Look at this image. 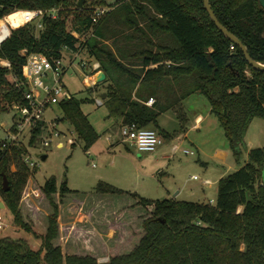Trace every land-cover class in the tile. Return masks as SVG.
<instances>
[{"label":"trees","instance_id":"obj_1","mask_svg":"<svg viewBox=\"0 0 264 264\" xmlns=\"http://www.w3.org/2000/svg\"><path fill=\"white\" fill-rule=\"evenodd\" d=\"M67 1L0 0V18L7 15L15 27L0 45V57L11 63L10 68L0 67V113L22 101L27 86L22 66L29 53L57 58L63 56L65 46L74 49L79 43L100 62L106 77L94 86L104 84L102 103L121 125L134 122L138 127H158V117L168 109L183 120L182 100L201 93L224 131L231 154L239 161L246 150L250 122L254 117L264 119V70L250 65L239 46L217 28L203 0H116L94 24L93 12L81 7L71 15L69 28L67 11L58 9L56 17L43 18L37 33L35 19L21 25L28 12L23 18H19L20 12H13L57 8ZM208 1L249 55L264 63V8L258 0ZM81 35L85 41L80 40ZM150 98L153 101L148 104ZM80 103L72 95L57 106L61 119L72 126L86 150L99 134ZM41 125L32 129L29 146L39 137ZM159 133L170 138L176 132L160 129ZM26 153L23 144L0 148V196L13 223L32 231L19 207L31 173L23 160ZM40 190L52 209L45 231L38 235L40 246L32 248L22 237L0 235V264H264V145L247 150V160L219 178L213 203L147 198L99 180L95 187L99 196H131L125 204L108 200L102 210V219L110 217L111 223L122 225V230H114L108 238L103 252L108 255L106 260L90 250L67 252L54 241L59 231V205L71 192L67 181L58 185L51 175ZM54 193H58V201ZM111 223L103 222L100 228L106 232Z\"/></svg>","mask_w":264,"mask_h":264},{"label":"rangeland","instance_id":"obj_2","mask_svg":"<svg viewBox=\"0 0 264 264\" xmlns=\"http://www.w3.org/2000/svg\"><path fill=\"white\" fill-rule=\"evenodd\" d=\"M108 1L110 0H85L82 8L89 9L91 12L98 8L107 10L110 8ZM57 9L67 11L69 28L72 22L71 15L79 9L76 0H68L60 4ZM38 29L36 27V33ZM94 74L88 79L89 84H85L86 78L81 75L79 66L74 64L66 69L62 83L75 97L81 99L80 107L99 134L98 139L85 150L83 142L78 139L72 126L61 119V109L57 105H52L50 109H47L46 118L55 117L57 129L61 134L48 146L42 144V138L39 136L30 147V159L35 165L28 166L31 173L24 185L19 207L24 221L31 226L32 231H25L14 224L10 210L4 206L0 207V214L3 215L5 221L4 228L0 229V235L10 234L13 237H22L32 248L37 249L40 246L41 239L38 235L45 231L47 215L52 211L40 186L45 179L53 175L58 185L66 180L67 186L71 189V192L62 197L59 205V231L54 241L61 244L67 252L90 250L99 253L100 260H106L108 255L103 252L108 238L113 235L114 230H122V225L111 223L110 217L102 219V210L108 200L117 204L122 202L125 204L131 196L129 194L99 196L95 190L99 180L106 181L127 192H136L141 196L154 199L165 198L168 196L167 190L173 194L172 192L179 187L202 189V179L209 177L213 182L209 186H204L202 197L213 203L214 199L211 198H214L216 192L217 177L222 172L226 171L227 174L241 166L247 160V150L264 145V119L261 117H254L250 122L245 134L246 150L243 151L239 161H236L231 154L228 140L213 113H210V117L215 121L214 123L210 121L211 118H208L209 126L199 130L190 129L195 115L198 112L206 113L209 106L207 97L196 93L182 104L183 120L178 117L177 112L173 111H168L158 118V124L163 128L178 129L177 132L180 133L181 129L186 127L187 137L182 140L176 139L173 142H168L163 137V142L154 151L140 152L123 140L119 118L109 111L105 103L96 102L95 98L101 97L105 88L102 83L94 86L97 83L92 81ZM13 117V110L8 109L0 113V141L6 137L7 130L12 126ZM150 127L158 129L154 125ZM181 134L183 133L179 134L180 137ZM68 138H73L75 144L72 145L71 141L67 140ZM57 141H62V145H58ZM174 144L178 146L175 150L172 149ZM162 145L167 146L165 153L170 158L162 157L157 152ZM216 146H225L228 151L226 159L220 160L223 164H216L210 157ZM185 148L193 150L195 154L183 153L182 149ZM40 152L46 154L44 159L39 156ZM14 169V165H11V170ZM158 169L162 171L159 173ZM194 175L197 176L196 179L192 178ZM179 196L185 195L182 193ZM53 198L55 201L60 199L58 193H54ZM191 198L186 197V200H193ZM0 200H2L1 196ZM115 217L114 221L120 218ZM106 221H109L111 225L104 232L101 225Z\"/></svg>","mask_w":264,"mask_h":264},{"label":"built area","instance_id":"obj_3","mask_svg":"<svg viewBox=\"0 0 264 264\" xmlns=\"http://www.w3.org/2000/svg\"><path fill=\"white\" fill-rule=\"evenodd\" d=\"M57 11L56 7H52L50 9H18L13 12H20L19 18H23L25 12L29 13V16L26 17L21 25L35 19L36 27L42 28L43 18L45 16L54 18L57 16ZM104 11L106 9L98 8L93 12V24L97 22ZM13 28L15 27L12 25V21L7 18V15L0 18V45L10 36ZM92 31L91 28L90 34ZM73 34L78 36V33L75 31H73ZM79 38L85 41L84 36H79ZM64 51H69L71 54L67 59H65L64 54L61 57L50 58L41 52L29 53L22 66V75L27 85L22 93V101L14 102L9 106V110L14 111L13 124L7 130L6 137L0 141V148L6 149L12 145H26L27 153L24 155L23 160L28 166L35 165L30 159L31 146L28 145V140L32 129L38 123H42L39 136L42 138L41 142L44 146H48L53 139L59 137L61 134L57 129L58 125L55 117L47 119L44 115L48 107L57 105L59 101L69 99L73 95L62 83V77L66 69L69 66L77 64L81 75L86 78L87 82H89L88 79H90L91 75L93 76L94 72L100 69V62L88 55L83 45L80 46L79 43H76L74 49H69L65 46ZM10 66L11 63L8 59L0 57V67L10 68ZM12 81L15 86H18V82L13 76ZM92 81L95 83L94 78H92ZM95 99L98 104L103 101L101 97H96ZM120 132L123 140L127 141L140 152L154 151L163 142V136L156 129L152 127H138L134 122L121 125ZM67 140L71 141V143L74 142L73 138H68ZM58 143L62 145V141H57ZM177 148L176 144L172 145L173 150ZM182 151L185 154L195 153L193 150L186 148L182 149ZM193 178H197V176L194 175ZM203 182L208 184L210 181L205 179ZM4 225L3 215L0 214V229L4 228Z\"/></svg>","mask_w":264,"mask_h":264},{"label":"crops","instance_id":"obj_4","mask_svg":"<svg viewBox=\"0 0 264 264\" xmlns=\"http://www.w3.org/2000/svg\"><path fill=\"white\" fill-rule=\"evenodd\" d=\"M114 1H116V0H110V1H108V2H110V4L111 3H113ZM71 54H70V52L69 51H65L64 52V57L65 58H68L69 56H70ZM85 84H88V82L85 80V82H84ZM196 93H192V94H190V95H188L187 97H185L183 100H182V104H184L183 102L185 101V100H189L188 98H190V96H192V95H195ZM151 99V100H150ZM149 100H148V104H151L152 103V101H153V99L152 98H150ZM188 102V101H187ZM52 106V105H51ZM50 106V107H51ZM50 107H48L47 109H50ZM168 111H173V112H175V110H173V109H168V110H166V111H164L163 113H161L160 114V116L162 115V114H164V113H166V112H168ZM210 113H211V111H210V104H209V106L207 107V112L206 113H200V112H198L196 115H195V118H194V121L192 122V124L190 125V129H197V130H199V129H201V128H205V126H209L208 124V118L210 119V121L212 122V123H214L215 121L212 119V117H210ZM45 116V115H44ZM159 116V117H160ZM158 117V118H159ZM45 118H46V116H45ZM52 118V117H51ZM48 119V118H47ZM118 122H119V124H120V126H121V120L119 119L118 120ZM160 129H163V130H166V131H168V132H176L173 136H171L170 138H165V140H168V142H173L174 140H176V139H180V140H182V139H184L185 137H187V133H186V131H185V129H186V127H184V128H182L181 129V131H180V133H183V134H181V137L179 136V132H177L178 131V129H175L174 130V128H172V130H170L171 128H163V127H160V125L158 124V129H157V131L159 132L160 131ZM192 144H193V142L192 141H190ZM60 143H58V145H59ZM194 148H196L197 149V146H195L194 145ZM165 150H167V146H161L159 149H158V153H160V156H162V157H168V158H170V156L168 155V154H166L165 152ZM230 152V151H229ZM195 154V153H194ZM193 154V155H194ZM228 155V151L226 150V148H225V146H216L215 148H214V150L212 151V153H211V155H210V157L212 158V160L217 164H223L220 160L221 159H226V156ZM159 156V157H160ZM203 162V161H202ZM157 171H159V173L162 171V170H157ZM226 174V171L225 172H222L218 177H217V179L219 180V178H221L223 175H225ZM193 178V177H192ZM193 179H196V178H193ZM205 179H208L210 182L208 183V184H205L204 182H203V180H205ZM217 180V181H218ZM213 181L209 178V177H205V178H203L202 179V184H201V188L202 189H199V187H193V188H187V189H183V187H179V188H177V190L176 191H173L172 193L173 194H171L170 192H169V190H167L168 191V196H166V198H175V199H178V200H186V197H192L191 199H193L192 201H207L205 198H203L202 197V193L204 192V186H209V185H211V183H212ZM217 189V188H216ZM184 194L185 196H183V197H181V196H179V195H181V194ZM100 196H103V195H100ZM215 196H216V192H215V195H214V198H211V199H215ZM202 197V198H201ZM100 198H103V197H100Z\"/></svg>","mask_w":264,"mask_h":264},{"label":"water","instance_id":"obj_5","mask_svg":"<svg viewBox=\"0 0 264 264\" xmlns=\"http://www.w3.org/2000/svg\"><path fill=\"white\" fill-rule=\"evenodd\" d=\"M85 0H76V5L77 7L81 8L83 7V4H84ZM203 3H204V7L205 9L207 10L209 16L211 17V19L214 21L215 25L217 26V28L225 35L227 36L230 40H232L233 42H235L239 48L241 49L244 57L246 58V60L248 61V63L250 65H252L253 67L257 68V69H260V70H264V63L263 62H260V61H257L255 59H253L248 51H247V48L246 46L242 43V41L236 36L234 35L231 31H229L219 20L218 18L216 17L215 13L213 12L212 8H211V5L209 3L208 0H203ZM258 5L259 7H262L264 8V0H258ZM106 75H105V72L103 70H98L95 74H94V80L95 82H101L105 79ZM105 97V92L101 93V98H104ZM39 156L44 159L46 157V154L45 153H40ZM2 184H3V189L6 190L8 189V186H7V179H6V176H3V181H2ZM0 207H4V203L2 200H0Z\"/></svg>","mask_w":264,"mask_h":264}]
</instances>
